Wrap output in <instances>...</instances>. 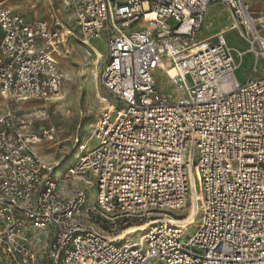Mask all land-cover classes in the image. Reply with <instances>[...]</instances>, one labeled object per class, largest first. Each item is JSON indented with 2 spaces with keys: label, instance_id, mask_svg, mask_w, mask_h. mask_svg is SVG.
<instances>
[{
  "label": "built area",
  "instance_id": "2783aa9c",
  "mask_svg": "<svg viewBox=\"0 0 264 264\" xmlns=\"http://www.w3.org/2000/svg\"><path fill=\"white\" fill-rule=\"evenodd\" d=\"M62 1L77 26L68 32L85 47L107 39L97 146L66 167L35 153L56 137L35 127L61 92L66 25L58 16L29 23L0 3V264H264V9L255 14L251 0ZM214 6L243 47L229 32L199 40ZM192 169L202 209L187 240L156 224L114 242L90 223L96 207L181 212Z\"/></svg>",
  "mask_w": 264,
  "mask_h": 264
},
{
  "label": "rangeland",
  "instance_id": "374dc122",
  "mask_svg": "<svg viewBox=\"0 0 264 264\" xmlns=\"http://www.w3.org/2000/svg\"><path fill=\"white\" fill-rule=\"evenodd\" d=\"M0 3L22 14L29 23H51L53 17L58 16L66 25L65 38H68L65 44L66 49L62 54H56L57 63L64 74V82L60 92L62 99L59 102L56 100L53 103L46 104L47 108H49L48 117L43 121L40 120L35 127L39 134H43L44 130L52 127L56 130V137L53 141L43 139V142L35 147V153L39 157L42 156L45 163H59L65 167L75 164L78 162L80 156L97 146V142L93 141L92 138V127L101 108L98 93L104 94L100 79L101 72L108 58L107 39L105 36H102L85 47L78 38L68 32L71 31L76 34L77 26L74 23L71 11L64 5L62 0H0ZM251 6L253 12L256 14L264 9V0H251ZM217 7L220 6H214L215 12L210 13L208 24L204 25L197 37L199 40H203L208 36L229 32L227 36L229 37L230 44L239 48L243 47L236 32H230V29L233 27L231 18L227 12L220 11ZM89 50L92 51L94 57L89 55ZM98 66L100 67V76H97L96 82L100 90L95 93L94 90H91L90 73L92 69ZM242 75L243 72L239 74L240 79H242ZM157 81L164 95L174 97L173 90L175 88L171 87L164 75L157 73ZM176 97L177 94L174 98ZM33 105L43 107V103H34ZM88 127H91V130ZM81 147L84 148L83 151ZM76 152L78 153L77 155H75ZM194 177L199 185L198 174L195 173ZM77 186L85 188L84 183H79ZM89 192L91 205L94 208L95 191L90 189ZM183 210L174 214H168V220L170 218L176 221L181 220L184 217ZM164 219L166 218L164 216L161 217V214L158 216L147 215L145 217L107 214L99 207H96L93 209L90 223L110 238L119 239L130 228L142 226L149 228L156 221ZM200 221L201 218L195 226L187 229V231L185 230V240L189 236L194 235ZM122 242L127 243L128 241ZM152 264L157 263L153 262Z\"/></svg>",
  "mask_w": 264,
  "mask_h": 264
},
{
  "label": "bare ground",
  "instance_id": "6f19581e",
  "mask_svg": "<svg viewBox=\"0 0 264 264\" xmlns=\"http://www.w3.org/2000/svg\"><path fill=\"white\" fill-rule=\"evenodd\" d=\"M220 11H225V8L222 7H217ZM211 12H215L214 11V7H211L210 10L208 11L206 17H205V25L208 24L209 21V16ZM218 12V11H217ZM223 14V13H221ZM218 15V14H217ZM221 16V15H219ZM229 16V15H228ZM213 18V17H212ZM232 21V19H231ZM233 23V21H232ZM233 25V24H232ZM205 29V28H204ZM66 36V34H65ZM202 40V39H200ZM91 44V43H89ZM89 55L93 56V53L91 50L88 51ZM97 76H100V67H96L94 69H92L91 73H90V78H91V90H94V92L96 93L98 90H100L99 85L96 82ZM167 82L170 84V82L167 80ZM171 85V84H170ZM172 87V85H171ZM173 88V87H172ZM174 89V88H173ZM172 91V89H171ZM174 94L173 96H176L175 90H173ZM102 95L100 93H98V97H101ZM61 95H59L56 100L59 102L61 100ZM89 130H91V127H88ZM91 141V140H90ZM89 141V142H90ZM93 142V141H92ZM91 146V145H90ZM78 153L76 152L75 155H77ZM74 155V156H75ZM192 162V159H191ZM197 180V179H196ZM201 193L198 189V184L195 181V177H194V173H193V169L191 170V194H190V198H189V206L183 210L184 212V217L181 220H174L172 218H169L168 215H161L164 216L166 219L161 220V221H156L155 223H153L152 226L156 225V224H165L166 226H170L172 228H181L183 230H186L195 226V224L200 220V214H201V209H202V203H201ZM93 203H95V201H93ZM151 227V226H150ZM148 228L145 226L142 227H134V228H130L129 230H127L125 233H123L119 239H121L122 241H128L126 244H128L131 240H140V238L142 237V232H144L145 230H147ZM114 242H122L119 239L116 238H111Z\"/></svg>",
  "mask_w": 264,
  "mask_h": 264
},
{
  "label": "crops",
  "instance_id": "0c3cea01",
  "mask_svg": "<svg viewBox=\"0 0 264 264\" xmlns=\"http://www.w3.org/2000/svg\"><path fill=\"white\" fill-rule=\"evenodd\" d=\"M0 33H1V31H0ZM209 37H212V36H208V37H205V38H209ZM1 38H2V33H1ZM0 108H6V106L3 105V104H1V107ZM40 158L43 160L42 156Z\"/></svg>",
  "mask_w": 264,
  "mask_h": 264
}]
</instances>
